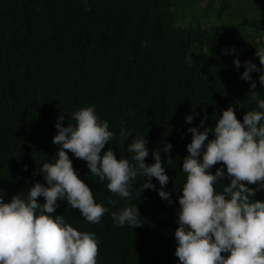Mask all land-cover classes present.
Listing matches in <instances>:
<instances>
[{
  "label": "trees",
  "instance_id": "16d2710c",
  "mask_svg": "<svg viewBox=\"0 0 264 264\" xmlns=\"http://www.w3.org/2000/svg\"><path fill=\"white\" fill-rule=\"evenodd\" d=\"M189 10L196 13L192 19ZM186 18L190 25L182 26ZM262 42L264 0H0V198L8 203L20 193L26 197L35 182L45 183L38 171L59 148L53 143L57 117L64 115L63 126L75 124L74 111L94 107L116 133L102 151L112 147L118 158L131 159L127 143L119 141L123 121L129 142L145 136V163L155 162L152 150H160L162 162L171 156L165 190L172 203L158 195L155 178L156 190L146 189L138 199L143 179L137 177L133 199H121L69 152L96 202L109 211L92 224L58 201L53 215L96 234L97 264H178L174 232L191 142L187 129L199 127L201 119L214 128L230 105L241 122L256 109L249 103L251 81L241 74L247 60L260 66L255 52ZM251 75L264 98L260 73ZM187 115H194L191 124ZM214 138L210 133L208 140ZM166 143L172 144L170 154L163 151ZM223 183H230L227 174ZM254 199L264 201V189ZM136 204L143 225L116 226L111 213Z\"/></svg>",
  "mask_w": 264,
  "mask_h": 264
},
{
  "label": "clouds",
  "instance_id": "9594fccd",
  "mask_svg": "<svg viewBox=\"0 0 264 264\" xmlns=\"http://www.w3.org/2000/svg\"><path fill=\"white\" fill-rule=\"evenodd\" d=\"M255 55L260 66L245 61L241 79L251 81L249 103L255 102L258 110L247 111L241 122L230 105L214 128L206 127L201 119L199 127L187 129L191 142L183 158L186 179L177 197L178 227L174 232L178 264H264V201L254 199L264 189V98L251 75L260 73L259 83L264 86V42L256 47ZM233 63L237 69L241 67L239 59ZM64 119L59 115L55 124L53 143L59 148L52 162L43 163L38 171L45 183L35 182L26 197L20 193L8 203L0 198V264H97L96 234L78 231L64 215H53L60 206L58 201H66L92 224L100 223L109 211L96 202L91 188L74 169L69 152L86 162L87 175L107 181V189L121 199H133L137 177L143 179L135 193L138 199L144 190H156L155 178L160 185L158 195L172 203L171 193L165 190L170 179L165 164H171L170 155L162 162L160 150H152L155 162L145 163L150 151L145 136L129 142L131 132L125 130L123 121L119 141L127 143L131 159L118 158L112 147L102 151L116 133L94 107L74 111L75 124L63 126ZM193 119L194 115L185 117L188 124ZM210 133L215 137L212 140H208ZM171 149V143L163 147L166 154ZM217 164L220 167L213 174L211 169ZM226 174L227 185L223 183ZM218 185H222L220 191ZM111 218L118 227L143 225L137 204L125 205L112 212Z\"/></svg>",
  "mask_w": 264,
  "mask_h": 264
},
{
  "label": "rangeland",
  "instance_id": "374dc122",
  "mask_svg": "<svg viewBox=\"0 0 264 264\" xmlns=\"http://www.w3.org/2000/svg\"><path fill=\"white\" fill-rule=\"evenodd\" d=\"M193 14H196V13L193 12V11H191V10L188 11V16H189L191 19H192ZM191 19L188 20V19L186 18V20H185L184 22L181 21V25H182V26H189V25H190L189 22L191 21Z\"/></svg>",
  "mask_w": 264,
  "mask_h": 264
}]
</instances>
